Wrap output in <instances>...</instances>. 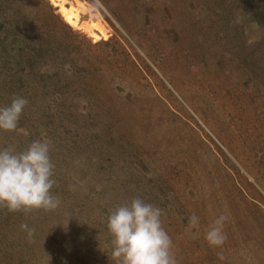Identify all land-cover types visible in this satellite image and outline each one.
Segmentation results:
<instances>
[{"label": "rangeland", "instance_id": "obj_1", "mask_svg": "<svg viewBox=\"0 0 264 264\" xmlns=\"http://www.w3.org/2000/svg\"><path fill=\"white\" fill-rule=\"evenodd\" d=\"M9 1L50 63L46 89L0 88L28 100L0 151L47 142L59 205L0 207V264H116L108 217L134 197L177 264H264V0Z\"/></svg>", "mask_w": 264, "mask_h": 264}, {"label": "clouds", "instance_id": "obj_2", "mask_svg": "<svg viewBox=\"0 0 264 264\" xmlns=\"http://www.w3.org/2000/svg\"><path fill=\"white\" fill-rule=\"evenodd\" d=\"M27 104L26 98L16 96L9 106L0 108V130H14ZM53 168L47 142L33 141L19 153L11 146L0 151V207L9 212L58 207L59 200L50 191L55 184ZM161 215L159 207L139 197L117 207L107 223L113 237L112 260L116 264H177ZM225 219L221 215L206 232L205 239L210 246L224 243ZM198 224L195 214L189 217V228H196ZM21 228L31 234L27 224H21Z\"/></svg>", "mask_w": 264, "mask_h": 264}, {"label": "trees", "instance_id": "obj_3", "mask_svg": "<svg viewBox=\"0 0 264 264\" xmlns=\"http://www.w3.org/2000/svg\"><path fill=\"white\" fill-rule=\"evenodd\" d=\"M11 4L9 0H0V88L6 94L14 95L16 92L12 89L30 81V86L37 84L46 89L42 80L49 76V71L45 69L50 63V47L42 51V45L37 46L39 38L34 20L22 6ZM44 44L47 46L48 42Z\"/></svg>", "mask_w": 264, "mask_h": 264}]
</instances>
